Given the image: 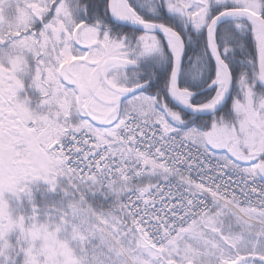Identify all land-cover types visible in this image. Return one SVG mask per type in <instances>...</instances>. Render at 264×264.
Here are the masks:
<instances>
[{"label": "rangeland", "instance_id": "374dc122", "mask_svg": "<svg viewBox=\"0 0 264 264\" xmlns=\"http://www.w3.org/2000/svg\"><path fill=\"white\" fill-rule=\"evenodd\" d=\"M211 2L213 1L188 0L185 2V6L190 8L192 15L198 20L195 26L197 31L203 30L210 23L208 17ZM35 3L43 7L53 6L52 20L49 18L45 21L44 18L42 22H38L31 9ZM76 4L77 0H0V47L5 44L6 53L2 55L8 57L5 59L12 71L16 75H31L34 84L36 75L40 72L44 82L60 77L59 82H50L49 94L53 96L57 93L60 100L65 97L68 103H72L73 109L70 113L72 120L76 122H82L81 120L84 119L82 107L85 103L91 105L95 116L93 122L100 127L112 126L132 113L146 115L152 122L158 120L171 122L173 117L177 118L168 114L166 108L158 109L155 100L148 97L147 93L124 100L120 95L108 91L105 99L100 98L99 101H112L114 105H110L111 108L99 105L95 91V89L98 90V84H90L96 76V67H100L103 54L121 58L129 56V52L125 51L126 38L116 39L110 45V38L107 36L105 49L102 52L93 50L91 42L99 38V32L91 28L82 31V25L75 19ZM214 4L218 7L229 6V4L233 8L243 6L259 12L247 0H214ZM13 7L19 8L20 11L12 10ZM9 10L13 12L11 16L8 14ZM138 17L142 20L140 15ZM238 19L240 18H230L232 21ZM33 24H39L38 29L35 28L36 26L33 28ZM61 24H64L70 32L71 42H68L66 36L57 38L56 29ZM237 26L239 29L245 28L242 24ZM28 27L32 28L29 30ZM3 30L15 37L21 33L22 37L13 40L12 36L11 43L8 36L3 37ZM26 34L28 36H23ZM31 37L39 41L41 48L31 49L33 45ZM256 39L259 44L258 35ZM141 42L139 57L154 60L162 58L165 54L163 42L159 38L143 36ZM38 44L34 43V45ZM68 44L79 57L89 56L90 62L89 59H79L74 64L63 65L60 56L63 48ZM168 48L170 51L169 46ZM260 52H262L261 49ZM170 53L172 54L171 51ZM38 54L39 57H37ZM172 55L175 62L178 57ZM123 67L120 64L115 65L109 72L114 76L119 75V72L122 75L126 72V68ZM0 69L2 72L1 65ZM71 73L74 75L71 76ZM5 76V87L13 88L9 85L13 78L7 73ZM226 80L224 83H214L212 86L219 87L217 96L222 95V98L227 94L228 79ZM118 81L115 77L111 83L116 86ZM79 85L85 90V97H82ZM0 92L4 94L1 85ZM36 92L39 97H42L38 90ZM10 97L14 99L13 92ZM249 100L247 99L243 110H248ZM15 101L16 103L11 106L6 104V118L0 123L1 139L4 138L5 143V155L0 156V264H125L119 260L118 253H123L131 264L132 253L149 258L147 264H213L219 254L220 264H264V238H262L264 220L253 217L251 219L254 223L246 224L242 219H237L236 211L225 204H220L215 212L217 220L223 226L227 225L228 219L240 222L245 228L247 242L240 247H234L226 241V238L208 236L211 241H219V247L222 249V251L217 249L220 252L212 249L215 251L213 253L216 255L215 258L210 252V243L189 239L171 243L164 253L149 250L132 231L131 220L123 211L122 216L116 211L97 212L95 209L97 189L102 190L99 186L85 185L78 189L79 194L73 191L79 199V206L65 205L64 207L57 205L58 202L55 204V200L49 198L51 197L49 185L56 179L64 181L50 165L46 153L23 126V123L30 125L29 123L34 119V111L28 110L23 101L17 98ZM249 112V117L240 124L229 127L227 124L216 123L207 132V142L211 147L227 148L230 155L242 166L257 164L258 158L262 157L264 152V118L254 110ZM9 113L12 114V118L8 117ZM50 113L53 118L63 120L59 111L52 110ZM182 132L185 133V131ZM261 175L264 176V173L262 172ZM44 185L50 189H46ZM82 188L92 195L91 203L81 194ZM17 207L29 210L30 215L27 213L24 218H17ZM117 210L120 212L122 208ZM61 211L64 218L62 223H59L55 219ZM227 227L225 236L236 234L231 228L227 230ZM100 228L103 230L98 231ZM100 232H105L107 236Z\"/></svg>", "mask_w": 264, "mask_h": 264}, {"label": "built area", "instance_id": "2783aa9c", "mask_svg": "<svg viewBox=\"0 0 264 264\" xmlns=\"http://www.w3.org/2000/svg\"><path fill=\"white\" fill-rule=\"evenodd\" d=\"M48 126V120L44 123ZM54 164L73 184L96 181L112 189L161 171L166 178L136 188L123 205L143 242L163 250L169 241L199 239L202 224L217 231L211 216L219 203L230 205L240 218L264 216V179L255 166L240 171L224 150L199 146L163 122L132 116L114 137L86 123L59 128Z\"/></svg>", "mask_w": 264, "mask_h": 264}, {"label": "trees", "instance_id": "16d2710c", "mask_svg": "<svg viewBox=\"0 0 264 264\" xmlns=\"http://www.w3.org/2000/svg\"><path fill=\"white\" fill-rule=\"evenodd\" d=\"M110 0H79L78 15L83 18L82 23L85 27H97L104 33L111 36V44L116 39L126 38V49L129 52L127 56L133 61L132 67H126V72L121 75L124 81L130 78L134 82L146 83L150 86L147 93L155 96L159 109H168V114L176 116L171 120L172 123L182 127H198L210 131L216 123L219 125H228L232 127L242 123L249 117V111L254 110L264 118V88L259 82L261 52L256 39V33L250 22L244 19L235 21L229 20L222 23L216 33V44L221 52L225 62L228 64L233 76V92L228 104L218 113L210 117L194 116L186 113L176 107L170 96V82L174 65L173 55L170 53L166 40L160 35H149L140 32L132 27L124 24H114L109 16ZM188 0H129L131 6L139 13L142 20L147 23L157 24L171 28L183 37L185 42V58L181 77V88L196 93L193 99L194 106H201L210 103L218 95V87L210 89L216 81L218 71L217 64L209 51V41L206 29L197 32L195 24L197 18L192 15L190 8L185 6ZM249 4L256 8L264 18V0H247ZM228 7L211 6L208 19L211 21L214 17L221 14ZM237 24H242L245 28L239 29ZM143 36H155L162 40L165 54L162 58L154 60L141 58L140 47L142 48ZM31 84L29 94L23 96V103L28 110L35 111L38 108L39 97L35 93ZM249 100L248 110L244 114H239L237 108L242 103ZM264 147V139H263ZM163 175H156L145 178L138 182V186H146L154 184ZM52 200L57 205H78L79 199L71 188L59 179L51 183ZM131 190L130 186H121L111 192L104 193L103 189H97V203L95 209L97 212H118L123 215L121 202L126 198ZM81 194L91 203L92 195L84 188ZM47 195V194H46ZM69 203V204H68ZM17 218H24L30 212L22 207H17ZM56 215L57 222L62 223L63 215ZM109 214V213H108ZM56 222V223H57ZM227 225L229 229L235 233L241 232L243 225L234 220L228 219ZM100 228L98 231H102ZM101 234L106 235L104 232ZM264 238V235H262ZM131 251V250H130ZM129 251V252H130ZM132 253V251H131ZM119 254V260L125 264H131L123 253ZM130 257L133 264H147L149 258L134 255ZM188 261V260H186ZM216 260L213 264H219Z\"/></svg>", "mask_w": 264, "mask_h": 264}, {"label": "water", "instance_id": "95a60500", "mask_svg": "<svg viewBox=\"0 0 264 264\" xmlns=\"http://www.w3.org/2000/svg\"><path fill=\"white\" fill-rule=\"evenodd\" d=\"M115 1L116 0H110L109 2V15H110V19L114 24H124L127 25L129 27H132L138 31L144 32V33H148V34H158L163 36L164 38L168 39L171 38L173 39L177 44H179L181 46V51L180 54L177 58L176 61V67L174 69L173 72V80L175 82L176 85V89L172 92V99L173 102L182 110L186 111L187 113L194 115V116H200V117H209L212 116L218 112L221 111V109H223V107L226 106V104L229 102L232 92H233V78L231 75V72L229 71V67L228 65L225 63V61L223 60V57L220 53V51L217 48V45L215 43V41L213 40V32L214 29L219 26L221 23H223L225 20H227L228 18L234 17V16H242V17H246L248 20L250 21H254L257 22L259 24H261L264 28V18L255 10L253 9H249V8H234V9H230L225 11L224 13H222L221 15H219L218 17H216L209 25L208 30H207V34H208V40H209V51L210 53L214 56L216 62L221 65L224 70L226 71L227 75H228V91H227V95L224 97L223 101L220 103V105L218 107H216L213 110H201V109H192V108H187L185 106H183V104L180 102V89H179V78L181 75V70H182V65H183V57H184V50H185V43L184 40L182 38V36L169 28H165V27H161L159 25L156 24H148V23H130V22H122L118 19L116 12H115ZM123 63L125 65H130L131 62L122 58H109L105 64V67L109 66V65H115V64H120ZM259 82L261 84V86L264 88V53H263V57L261 59V63H260V75H259ZM149 86V84H144L141 85L137 88L134 89H128V90H121V89H114L117 92L124 94V95H135V94H139L141 92H143L147 87Z\"/></svg>", "mask_w": 264, "mask_h": 264}, {"label": "bare ground", "instance_id": "6f19581e", "mask_svg": "<svg viewBox=\"0 0 264 264\" xmlns=\"http://www.w3.org/2000/svg\"><path fill=\"white\" fill-rule=\"evenodd\" d=\"M114 8H115V12H116V15H117L118 19L120 21H122L123 23L124 22L139 23V24L145 23L143 20H141L138 17L137 12L131 6L129 0H116ZM31 9L34 12V16H35L36 20H38L39 22H42V20L44 19L45 15H46V9L43 6H40L39 4H36V3L31 6ZM239 17H242V16H234L233 18H239ZM240 19H246V17H242ZM252 23H253V27H254L255 33H256V35H258L260 49L263 52V50H264V28H263V26L261 24H259L257 22L253 21ZM56 34H57V38H61L62 36H66L68 42H71V34L66 29L64 24L63 25L62 24L59 25V27L56 29ZM215 34H216V30H214V33H213V40L215 39ZM167 43H168V45L170 47V51L172 52V54H174L175 56L178 57V55L180 54V51H181V46L179 44H177L171 38H168ZM185 48H186V46H185ZM184 58H185V50H184L183 65H182V70L181 71H183ZM213 58H214V56H213ZM61 59H62L63 63H71V62H73L75 60V55L73 53V49L70 46V44L66 45L63 48V50L61 52ZM223 60H224V58H223ZM215 62H216V60H215ZM216 64H217V67H218V71H217V75H216L215 84L219 83V82L220 83H224V82L227 81L226 79H228V75H227L226 71L224 70V68L221 65H219L217 62H216ZM175 67H176V62L173 65V71H172L171 82H170V86L173 88V91L176 89V85H175V82L173 80V72H174ZM229 71L231 72L230 68H229ZM231 75H232V73H231ZM181 77H182V72H181V75H180V78H179L180 102L183 104V106H185L187 108L194 109V105H193L192 101H193V99L195 97V94L192 93L191 91L184 90V89L181 88V85H180L181 84ZM232 78H233V76H232ZM227 85H228V83H227ZM233 85H234V81H233ZM227 91H228V89H227ZM224 97L222 98V95L221 96H217L210 103H208L206 105L195 106V108L196 109H201V110L214 109V108H216V107H218L220 105V103L223 101ZM176 107L178 109L182 110L178 106H176ZM182 111H184V110H182ZM184 112H186V111H184ZM112 130H113V128H104V132H108V131H112Z\"/></svg>", "mask_w": 264, "mask_h": 264}, {"label": "flooded vegetation", "instance_id": "af4514ba", "mask_svg": "<svg viewBox=\"0 0 264 264\" xmlns=\"http://www.w3.org/2000/svg\"><path fill=\"white\" fill-rule=\"evenodd\" d=\"M80 20L82 22V17L81 15H77L75 14V19ZM79 23V22H78ZM2 35L3 37H7L10 38V42L12 43L13 40H16L18 39L19 37H21V33H18V36L15 37L13 35H9V33L5 30H3L2 32ZM12 36H13V40H12ZM9 42V40H8ZM10 44V43H8ZM95 47L97 48V41L95 43ZM3 51V52H2ZM3 53H6L5 52V44L2 45V47H0V65L1 67L3 68L2 72L0 71V85L2 86V88L4 89V94H2L0 92V123L1 122H4L5 121V118H6V104L8 103L10 106L12 104H15L16 101H15V98L19 99V101H22V95H21V92H22V83L19 81V79L16 77L15 73L11 70H8V68L6 67L7 66V61L5 58H8L7 56H3L2 54ZM9 53V52H8ZM109 54H103L102 55V59H101V64H100V67L97 68L96 67V76L94 78V81H91V84H98V90L95 89L96 93H97V100L99 101V99L101 98V100L105 99V96L106 94L108 93V91L110 93H113V94H118L120 95L121 97L124 98V100H127V99H130L132 96L128 95V96H124L122 94H119L117 92H115V90H113L111 88V80H113L115 78L114 74H110L109 70L113 67V66H108V67H105V62L106 60L109 58ZM124 66V65H122ZM125 67V66H124ZM1 70V69H0ZM9 74L11 76L12 81L9 82V85L13 88H6L5 87V83H6V79H5V74ZM30 76V75H29ZM28 78V77H27ZM3 79V80H2ZM111 85H110V84ZM137 83H131L130 81H125V82H122V80L118 81V84L116 85L118 88H121V89H130L134 86H136ZM80 87V85H79ZM79 89V88H78ZM80 92H81V95L82 96H85V91L80 87ZM101 91V93H100ZM11 92H13L14 94V99H12L10 97L11 95ZM24 94L27 93V89L25 88V90L22 92ZM114 105V103L112 101H99V105L101 107H105V108H111L110 105ZM109 105V106H107ZM8 117L9 118H12V114H8ZM1 126V125H0ZM1 130V128H0ZM3 137H4V134H3ZM5 155V143H4V138L1 139V133H0V156L3 157ZM259 162H260V166H261V172L264 173V165H262V163L264 162V155H262V157L260 156V158H258Z\"/></svg>", "mask_w": 264, "mask_h": 264}]
</instances>
